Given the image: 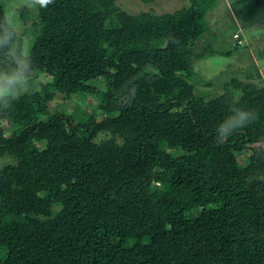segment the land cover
<instances>
[{"label":"trees","instance_id":"16d2710c","mask_svg":"<svg viewBox=\"0 0 264 264\" xmlns=\"http://www.w3.org/2000/svg\"><path fill=\"white\" fill-rule=\"evenodd\" d=\"M217 4L133 15L53 0L26 55L0 0V74L29 57L31 83L48 81L0 101V264H264V81L216 97L193 82ZM231 10L264 27V0ZM233 107L252 122L219 143Z\"/></svg>","mask_w":264,"mask_h":264},{"label":"rangeland","instance_id":"374dc122","mask_svg":"<svg viewBox=\"0 0 264 264\" xmlns=\"http://www.w3.org/2000/svg\"><path fill=\"white\" fill-rule=\"evenodd\" d=\"M3 1L7 16L21 36L18 43L21 42L24 48H27L23 50V53L28 55L34 41L33 31L36 30L33 26V21L37 16L36 7H29L28 0ZM234 1L236 0H218L217 6L211 9L207 15L208 32L198 41L201 50L206 49L208 53L214 52L197 60L194 67L196 74L193 82L198 93L204 96L216 97L223 92L222 86L225 82H230L232 79L247 81L252 73L253 78H255L254 81L261 78L264 81V27L256 26L244 29L232 15L231 4ZM116 2L118 7L133 15L143 12L163 15L191 5V0H116ZM20 5L27 10L26 24L20 19L18 12ZM239 32L244 35L243 44L246 43L244 45L239 44L234 37ZM46 80L47 78L42 77L35 79L26 92H30L31 87L39 90L41 88L40 82ZM55 105L61 108L70 107L69 112L74 106V104L65 102L61 98L53 107ZM91 110L92 107L89 108V111Z\"/></svg>","mask_w":264,"mask_h":264},{"label":"clouds","instance_id":"9594fccd","mask_svg":"<svg viewBox=\"0 0 264 264\" xmlns=\"http://www.w3.org/2000/svg\"><path fill=\"white\" fill-rule=\"evenodd\" d=\"M51 3L53 0H28L29 7L46 8ZM9 38L10 33L5 29L4 42L6 43ZM32 63L31 58L21 57L15 61L16 68L11 73L0 74V101L3 102V109L10 108L13 102L29 89L33 78ZM230 110L233 114L225 119L217 129L219 143H224L235 130L252 122L254 110L238 107H233Z\"/></svg>","mask_w":264,"mask_h":264},{"label":"built area","instance_id":"2783aa9c","mask_svg":"<svg viewBox=\"0 0 264 264\" xmlns=\"http://www.w3.org/2000/svg\"><path fill=\"white\" fill-rule=\"evenodd\" d=\"M235 37L239 40L238 41L239 44H243L244 37H242V33H238ZM240 37H242V38H240Z\"/></svg>","mask_w":264,"mask_h":264}]
</instances>
